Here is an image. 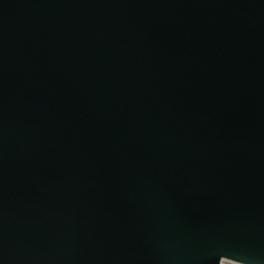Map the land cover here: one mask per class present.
<instances>
[{
	"label": "water",
	"instance_id": "1",
	"mask_svg": "<svg viewBox=\"0 0 264 264\" xmlns=\"http://www.w3.org/2000/svg\"><path fill=\"white\" fill-rule=\"evenodd\" d=\"M264 264V0H0V264Z\"/></svg>",
	"mask_w": 264,
	"mask_h": 264
},
{
	"label": "rangeland",
	"instance_id": "2",
	"mask_svg": "<svg viewBox=\"0 0 264 264\" xmlns=\"http://www.w3.org/2000/svg\"><path fill=\"white\" fill-rule=\"evenodd\" d=\"M226 264H232V263L226 262Z\"/></svg>",
	"mask_w": 264,
	"mask_h": 264
}]
</instances>
